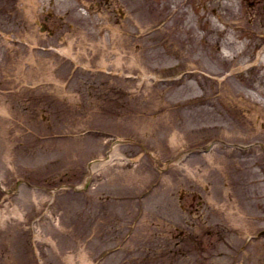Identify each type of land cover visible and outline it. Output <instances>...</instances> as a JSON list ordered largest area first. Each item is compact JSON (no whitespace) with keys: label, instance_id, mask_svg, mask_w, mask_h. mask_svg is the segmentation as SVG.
Returning <instances> with one entry per match:
<instances>
[{"label":"rangeland","instance_id":"obj_1","mask_svg":"<svg viewBox=\"0 0 264 264\" xmlns=\"http://www.w3.org/2000/svg\"><path fill=\"white\" fill-rule=\"evenodd\" d=\"M258 141L264 0H0V264H264Z\"/></svg>","mask_w":264,"mask_h":264},{"label":"bare ground","instance_id":"obj_2","mask_svg":"<svg viewBox=\"0 0 264 264\" xmlns=\"http://www.w3.org/2000/svg\"><path fill=\"white\" fill-rule=\"evenodd\" d=\"M107 153H109V152H107ZM110 154V153H109ZM106 160V159H105ZM98 163V162H97ZM99 165H100V163H99ZM91 187V186H90Z\"/></svg>","mask_w":264,"mask_h":264}]
</instances>
